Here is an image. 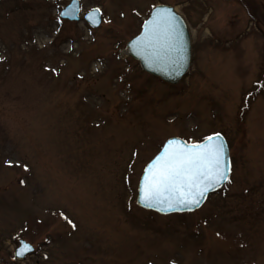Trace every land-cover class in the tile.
<instances>
[{"label":"rangeland","instance_id":"374dc122","mask_svg":"<svg viewBox=\"0 0 264 264\" xmlns=\"http://www.w3.org/2000/svg\"><path fill=\"white\" fill-rule=\"evenodd\" d=\"M68 1L0 2V264H264V14L245 9L263 0H82L105 9L98 30L61 23ZM162 2L193 36L176 84L125 52ZM217 131L234 161L225 193L182 216L136 207L166 138ZM19 237L37 247L23 261Z\"/></svg>","mask_w":264,"mask_h":264},{"label":"snow or ice","instance_id":"6c2138e0","mask_svg":"<svg viewBox=\"0 0 264 264\" xmlns=\"http://www.w3.org/2000/svg\"><path fill=\"white\" fill-rule=\"evenodd\" d=\"M142 43L155 59L178 62L181 44L176 17L169 9H157L146 22ZM230 171L220 133L206 137L203 143L170 139L163 153L146 169L143 198L150 206L167 203L169 209L198 207L209 191L228 181ZM64 219L68 220L66 216ZM68 223L76 227L72 221ZM19 254L23 255L24 250Z\"/></svg>","mask_w":264,"mask_h":264},{"label":"water","instance_id":"95a60500","mask_svg":"<svg viewBox=\"0 0 264 264\" xmlns=\"http://www.w3.org/2000/svg\"><path fill=\"white\" fill-rule=\"evenodd\" d=\"M157 9H169L171 13L174 14L176 17L177 30L179 33V39L181 44V52L178 58V62L173 63L171 59H167V60L155 59L153 57L151 50L146 49L142 43L143 37L145 35V29L143 34L129 45V52L141 61L142 66L144 68H146L147 70L153 73L160 75L169 82L175 83L179 80V78L183 75V73L186 72V70L189 67L190 56H191L190 33L186 21L175 9L168 6H159ZM147 206L156 207L154 204L151 206L147 204ZM194 207L177 206L172 209L168 208L167 211L193 209Z\"/></svg>","mask_w":264,"mask_h":264},{"label":"flooded vegetation","instance_id":"af4514ba","mask_svg":"<svg viewBox=\"0 0 264 264\" xmlns=\"http://www.w3.org/2000/svg\"><path fill=\"white\" fill-rule=\"evenodd\" d=\"M263 3L259 4L258 7H252L249 3H247V6L245 7V9L247 10V12L249 14H254L255 16L261 17L264 14V0L262 1ZM261 10V11H259ZM259 11V12H258Z\"/></svg>","mask_w":264,"mask_h":264},{"label":"bare ground","instance_id":"6f19581e","mask_svg":"<svg viewBox=\"0 0 264 264\" xmlns=\"http://www.w3.org/2000/svg\"><path fill=\"white\" fill-rule=\"evenodd\" d=\"M181 12V10H179ZM182 13V12H181Z\"/></svg>","mask_w":264,"mask_h":264}]
</instances>
